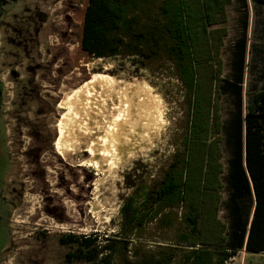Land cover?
Returning a JSON list of instances; mask_svg holds the SVG:
<instances>
[{
  "label": "rangeland",
  "instance_id": "rangeland-1",
  "mask_svg": "<svg viewBox=\"0 0 264 264\" xmlns=\"http://www.w3.org/2000/svg\"><path fill=\"white\" fill-rule=\"evenodd\" d=\"M86 3L13 0L0 7V264H83L67 262L65 255L70 248L61 244L60 236L97 234L98 244L103 245L120 230L121 207L132 193V185L140 180H145L143 184L158 180L174 153L184 150L190 107L187 91L174 75L172 64L133 55L91 58L84 54L80 38ZM248 3L244 111L248 94L264 85V4ZM244 12L241 0H232L226 7V22L214 26L219 29L217 62L221 73L211 94L224 166L217 219L226 226L230 157L226 126L237 108L230 82L234 80L233 60ZM95 73L123 81H146L164 101L166 122L148 148L150 152L143 149L139 157L133 156L111 172L80 164L89 157L86 151L62 155L57 150L64 113L60 102L93 80ZM93 201L101 206L99 214L92 211ZM178 229L180 222L175 217L169 226L150 224L145 236L151 239L136 238L134 248L155 249L153 240L158 237L160 243L171 244ZM228 262L264 264V253L245 251Z\"/></svg>",
  "mask_w": 264,
  "mask_h": 264
},
{
  "label": "trees",
  "instance_id": "trees-1",
  "mask_svg": "<svg viewBox=\"0 0 264 264\" xmlns=\"http://www.w3.org/2000/svg\"><path fill=\"white\" fill-rule=\"evenodd\" d=\"M231 1L87 0L80 38L84 54L91 58L133 55L172 64L187 91L191 120L183 152L174 153L158 180L137 187L124 200L117 234L103 245L98 244L97 234L60 236L61 244L70 248L67 262L227 264L243 248L264 253V85L248 94L243 110L248 0H241L243 30L236 42L230 82L237 108L226 126L228 226L217 219L224 166L211 94L221 73L219 29L214 26L226 22ZM253 1L264 4V0ZM174 217L180 222L175 243H160L158 237L152 239L155 249L134 248L136 238H144L150 224L169 226Z\"/></svg>",
  "mask_w": 264,
  "mask_h": 264
},
{
  "label": "bare ground",
  "instance_id": "bare-ground-1",
  "mask_svg": "<svg viewBox=\"0 0 264 264\" xmlns=\"http://www.w3.org/2000/svg\"><path fill=\"white\" fill-rule=\"evenodd\" d=\"M59 106L64 113L58 152L86 151L89 157L80 164L94 165L99 171L111 172L148 149L166 122L163 98L152 85L110 74L95 73L93 80L68 93ZM92 204V211L99 214L100 204Z\"/></svg>",
  "mask_w": 264,
  "mask_h": 264
},
{
  "label": "flooded vegetation",
  "instance_id": "flooded-vegetation-1",
  "mask_svg": "<svg viewBox=\"0 0 264 264\" xmlns=\"http://www.w3.org/2000/svg\"><path fill=\"white\" fill-rule=\"evenodd\" d=\"M11 1H13V0H0V7H3L6 3H9V2H11ZM145 180H140V181H138V183H136L135 185H132L133 186V190L134 189H136L137 187H140L141 185H143V183H145L144 182ZM130 195V194H129ZM128 195V196H129ZM127 196V197H128ZM126 199V198H125ZM68 253V252H67ZM67 253H66V255H67ZM66 255H65V259L67 260V258H66ZM76 262V261H75ZM70 263V262H69Z\"/></svg>",
  "mask_w": 264,
  "mask_h": 264
},
{
  "label": "crops",
  "instance_id": "crops-1",
  "mask_svg": "<svg viewBox=\"0 0 264 264\" xmlns=\"http://www.w3.org/2000/svg\"><path fill=\"white\" fill-rule=\"evenodd\" d=\"M176 239H177V237L175 238V240H174L172 243H175V242H176ZM245 251H246V252H249V251L246 250V248H243V249H241V250L238 251L237 255H236L234 258L236 259V257H237L238 255H240L241 253H243V252H245Z\"/></svg>",
  "mask_w": 264,
  "mask_h": 264
},
{
  "label": "built area",
  "instance_id": "built-area-1",
  "mask_svg": "<svg viewBox=\"0 0 264 264\" xmlns=\"http://www.w3.org/2000/svg\"><path fill=\"white\" fill-rule=\"evenodd\" d=\"M227 264H230L229 262H227Z\"/></svg>",
  "mask_w": 264,
  "mask_h": 264
}]
</instances>
